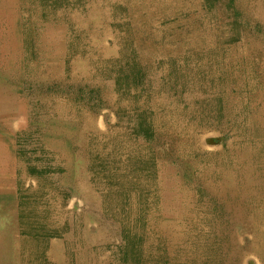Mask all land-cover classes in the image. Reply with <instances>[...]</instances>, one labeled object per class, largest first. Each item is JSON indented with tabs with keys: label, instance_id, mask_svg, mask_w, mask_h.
I'll return each instance as SVG.
<instances>
[{
	"label": "rangeland",
	"instance_id": "obj_1",
	"mask_svg": "<svg viewBox=\"0 0 264 264\" xmlns=\"http://www.w3.org/2000/svg\"><path fill=\"white\" fill-rule=\"evenodd\" d=\"M1 7L5 58L18 56L0 65V84L12 88L22 113L0 121V133L14 163L9 193L23 245L33 240L38 264L48 262L47 239L70 264H231L236 248L240 264H261L249 227L264 233L253 194L264 173V0ZM239 165L244 202L256 208L248 227L223 219ZM214 222H224L220 234Z\"/></svg>",
	"mask_w": 264,
	"mask_h": 264
},
{
	"label": "bare ground",
	"instance_id": "obj_2",
	"mask_svg": "<svg viewBox=\"0 0 264 264\" xmlns=\"http://www.w3.org/2000/svg\"><path fill=\"white\" fill-rule=\"evenodd\" d=\"M2 0H0V65L2 66H9L12 62L17 61L18 54H10L8 58H5V55H8V51L6 50L5 43L9 38V33L7 29V22L1 18L2 13ZM39 29V28H38ZM40 36V35H39ZM40 43V42H39ZM40 61V60H39ZM33 67V66H32ZM36 68V67H35ZM34 68V72L36 69ZM51 70V67L47 68ZM39 70V69H38ZM33 72V71H32ZM33 72V73H34ZM37 72V71H36ZM46 72V70H45ZM32 74V73H31ZM35 96V95H33ZM42 96V94H41ZM16 98L15 92L12 91V88L9 86H5L0 84V121L6 124H10L11 117L14 115L13 113L20 112L22 113V110L20 107H16ZM50 98V97H49ZM33 99V98H32ZM39 99V98H38ZM30 100V99H29ZM41 101V100H40ZM43 103V102H42ZM29 104V103H28ZM52 104V103H51ZM52 106V105H51ZM17 108V109H16ZM50 109V108H49ZM52 109V108H51ZM47 111V110H46ZM46 114V113H42ZM47 117V116H46ZM47 119V118H45ZM45 128V127H44ZM37 129V128H36ZM30 132V131H29ZM35 132V131H34ZM33 137V136H32ZM31 137V138H32ZM39 138V137H38ZM36 140V139H35ZM34 141V140H32ZM34 143V142H33ZM45 147V146H44ZM253 147V146H252ZM239 148V147H238ZM258 148V147H257ZM264 148V147H263ZM230 149V148H229ZM244 149V148H243ZM250 148H247V150ZM246 150V149H245ZM249 151V150H248ZM240 152V151H239ZM242 152V151H241ZM252 152V151H251ZM262 152V151H261ZM47 153V152H46ZM240 154V153H239ZM254 154V153H253ZM53 155V154H52ZM252 155V154H251ZM229 156V155H228ZM227 156V157H228ZM246 156V155H245ZM257 156V155H256ZM263 156V155H262ZM261 156V157H262ZM49 157V156H48ZM253 157V156H252ZM229 158V157H228ZM242 158V157H241ZM237 159V158H236ZM255 159V158H254ZM234 160V159H233ZM249 160V159H248ZM237 161V160H236ZM19 162V161H18ZM231 162V161H230ZM241 162V161H240ZM255 162V161H254ZM237 163V162H236ZM243 163V162H242ZM260 163V162H259ZM24 164V163H23ZM53 164V163H52ZM216 164V163H215ZM218 164V163H217ZM222 164V163H221ZM226 164V162H225ZM230 164V163H229ZM232 164V163H231ZM234 164V163H233ZM256 164V163H255ZM212 165V164H211ZM257 165V164H256ZM213 166V165H212ZM215 166V165H214ZM236 166V165H235ZM18 167V166H17ZM217 167V166H216ZM233 167V166H232ZM250 167V166H249ZM262 167V166H261ZM207 168V167H206ZM219 168V167H218ZM238 169V175L239 180L238 183L232 184L237 189L234 190L232 187L231 193L228 198L224 199L225 203L222 206V209L225 210L226 215H224L223 219L224 222L227 223V221L232 224L235 220H238L240 222L244 221L246 227H248V212L252 213L253 216L255 215V210L258 206H261L260 208H257L256 210H262L264 213V173L262 175H258L257 178L253 180L254 187L253 188V194L256 199V208L249 207L244 202V193L246 191V188L248 187V180L245 176L244 170L242 166L236 167ZM257 168V167H256ZM255 168V169H256ZM204 169V168H203ZM232 169V168H231ZM249 169V168H248ZM253 169V168H252ZM260 169V168H259ZM208 170V169H207ZM13 171H14V163L11 155L10 150V144L8 141L5 140L3 135L0 133V264H38V261L35 260V253L36 251V245L34 244L33 240L30 239V242L26 245H23V243L26 240H22V236L19 229V215L20 210L18 211L16 209L17 203L13 199L12 194L9 193V190L12 187L13 182ZM209 171V170H208ZM223 171V169L221 170ZM248 171V170H247ZM246 171V172H247ZM252 171V170H251ZM210 172V171H209ZM23 173V172H22ZM215 173V172H214ZM221 173V172H220ZM251 172L249 171V174ZM258 173V172H256ZM262 173V172H261ZM231 174V173H230ZM208 175V174H207ZM224 172V176H225ZM234 175V174H233ZM237 175V176H238ZM22 176V175H21ZM27 176V175H25ZM211 176V175H210ZM228 176V175H227ZM235 176V175H234ZM236 176V177H237ZM255 176V175H254ZM31 177V176H30ZM33 177V176H32ZM209 177V175H208ZM221 177V176H220ZM28 178V177H27ZM223 178V177H222ZM232 178V177H231ZM207 179V178H206ZM211 179V178H210ZM235 180V179H234ZM32 181V180H31ZM207 181V180H206ZM224 181L222 182V184ZM36 183L34 184V186ZM84 186V185H82ZM213 186V185H212ZM219 186V183H218ZM225 186V185H224ZM252 186V185H251ZM210 189V188H209ZM229 189V188H228ZM251 189V188H250ZM212 190V188H211ZM221 190V186L219 187V191ZM223 190V188H222ZM206 191V190H205ZM209 191V190H208ZM217 191V197L218 199L223 197L220 195V192ZM211 192V191H210ZM224 192V191H223ZM249 191H247L248 194ZM205 193V192H204ZM49 194V193H48ZM96 194V193H95ZM204 195V194H203ZM215 195V196H216ZM253 196V195H252ZM204 198V197H203ZM202 198V199H203ZM50 199V198H49ZM48 199V200H49ZM212 199V198H211ZM47 200V201H48ZM210 201V200H209ZM255 201V200H254ZM176 202H179L176 201ZM183 202V201H182ZM252 202V201H251ZM178 204V203H177ZM214 204V203H212ZM221 204V203H220ZM253 204V203H252ZM90 205V204H89ZM199 205V204H198ZM202 205V204H201ZM216 205V204H215ZM177 206V205H176ZM181 210H185L182 205ZM217 206V205H216ZM203 207V206H202ZM193 208V207H192ZM186 209H189L188 207ZM92 210V209H91ZM53 210H48V218L49 222H53ZM99 211V210H98ZM42 212V211H41ZM195 216V215H194ZM199 217V216H198ZM201 217V216H200ZM197 218V217H196ZM45 219V218H44ZM187 219V218H186ZM188 220V219H187ZM197 220V219H196ZM199 220V219H198ZM212 220V219H211ZM216 220V219H215ZM98 221V220H97ZM217 221V220H216ZM156 222V221H155ZM182 222V221H181ZM199 222V221H198ZM224 222H214L213 229L217 233H221L222 226ZM158 223V222H157ZM191 223V222H190ZM195 223V222H194ZM202 223V222H201ZM243 223V222H242ZM188 224V223H187ZM53 225V224H52ZM106 225V224H104ZM155 225V224H154ZM176 225V224H175ZM180 225V224H179ZM194 225V224H193ZM150 226V225H149ZM210 226V225H209ZM231 226V225H229ZM200 227V226H199ZM203 227V225H202ZM104 228V227H103ZM108 228V227H107ZM210 228V227H209ZM252 231V234L254 236V239L256 244H254L253 249L255 252L259 254L261 264H264V233L261 230V227L259 225H252L249 227ZM50 229V227H49ZM102 229V228H101ZM106 229V228H104ZM111 229V228H110ZM113 229V228H112ZM224 229V228H223ZM70 230V229H69ZM154 230V229H152ZM180 230V229H179ZM202 230V229H201ZM210 230V229H209ZM97 231V230H96ZM107 231V230H106ZM111 231V230H110ZM184 231V230H183ZM195 231V229H194ZM197 231V230H196ZM200 231V230H199ZM211 231V230H210ZM181 232V231H180ZM186 232V231H185ZM52 233V235H51ZM98 233V231H97ZM102 233V232H101ZM110 233V232H109ZM208 233V232H207ZM224 233V232H223ZM251 233V232H250ZM105 234V233H104ZM103 234V235H104ZM227 234L229 238L231 239L232 244V250L235 248L234 246V240H233V231L231 232V228L227 230ZM251 234V235H252ZM94 235V234H93ZM114 235V234H113ZM151 235V234H150ZM185 235V233H184ZM187 235V234H186ZM206 235V234H205ZM216 235V234H215ZM49 237L53 236V228L51 227L49 231ZM62 236V235H61ZM98 236V235H97ZM166 236V235H165ZM221 236V235H220ZM167 237V236H166ZM192 237V236H191ZM212 237V236H211ZM216 237V236H215ZM66 238V237H65ZM82 238V237H81ZM98 238V237H97ZM74 239V238H73ZM103 239V237H102ZM169 239V238H168ZM207 239V238H206ZM212 239V238H211ZM223 239V238H222ZM228 239V238H225ZM188 240V239H187ZM194 240V239H193ZM61 241V240H60ZM74 241V240H73ZM80 241V239H79ZM102 241V240H101ZM104 241V239H103ZM109 240L107 239V242ZM62 242V241H61ZM60 242V243H61ZM69 242V241H68ZM78 242V241H76ZM98 242V241H97ZM167 242V241H166ZM169 242V241H168ZM184 242V241H183ZM101 243V242H100ZM176 243V242H175ZM201 243V242H200ZM206 243V242H205ZM215 243V242H214ZM228 243V242H227ZM220 244V243H219ZM230 244V243H229ZM43 245V251L42 255L43 257L48 261L46 264H53V259H55V264H70L67 261L63 260L61 249L59 247V243L54 242L52 239H47L45 242L42 243ZM70 245V244H69ZM72 245V244H71ZM80 245V244H79ZM89 245V244H88ZM169 245V244H168ZM172 245V244H171ZM226 245V243H225ZM102 246V245H101ZM231 246V245H230ZM76 247V246H75ZM243 247V246H242ZM91 248V247H90ZM96 248V247H95ZM192 248V247H191ZM226 248V247H225ZM72 249V248H71ZM171 249V248H170ZM229 249V248H228ZM63 250V249H62ZM81 250V249H80ZM185 250V249H184ZM77 251V250H76ZM98 251V250H97ZM182 251V250H181ZM188 251V250H187ZM202 251V250H201ZM223 251V250H222ZM81 252V251H80ZM89 252V251H88ZM93 252V251H92ZM241 249H235V255L231 254L233 257V260L230 261L231 264H240L239 258L236 259L235 257H239L241 253ZM87 253V252H86ZM168 253V252H167ZM176 253V252H175ZM178 253V252H177ZM197 253V251H196ZM204 253V252H203ZM219 253V252H218ZM64 254V253H63ZM82 254V252H81ZM101 254V252H100ZM99 254V255H100ZM179 254V253H178ZM184 254V253H183ZM191 254V253H190ZM75 255V254H74ZM78 255V254H77ZM96 255V254H95ZM214 255V253H213ZM229 255V254H228ZM250 255V254H249ZM64 256V255H63ZM83 256V255H82ZM86 256V255H85ZM92 256V255H91ZM106 256V255H105ZM175 256V255H174ZM180 256V254H179ZM183 256V255H182ZM193 256V255H192ZM208 256V255H207ZM215 256V255H214ZM221 256V255H220ZM248 257V255L246 254ZM186 257V256H184ZM216 257V256H215ZM87 258V257H86ZM97 258V257H96ZM95 257L90 259V261H85L79 257L75 260V264H107L106 262H103L101 260L96 259ZM103 258V257H101ZM172 258V257H171ZM179 258V257H178ZM222 258V257H221ZM235 258V259H234ZM243 258V257H242ZM246 258V257H245ZM181 259V258H179ZM198 259H200L198 257ZM211 259V258H210ZM192 260V259H191ZM214 260V258H213ZM226 260V259H225ZM106 261V260H104ZM111 261V260H110ZM183 261V260H181ZM187 261V260H186ZM222 261V260H221ZM243 261V260H242ZM179 262V261H178ZM197 262V261H196ZM210 262V261H209ZM216 262V261H215ZM220 262V261H219ZM256 262V261H255ZM170 263V262H169ZM193 263V262H192ZM201 263V262H199ZM198 263V264H199ZM244 263V262H243ZM259 263V262H258ZM222 264V263H218ZM225 264V263H223ZM245 264V263H244ZM256 264V263H255Z\"/></svg>",
	"mask_w": 264,
	"mask_h": 264
}]
</instances>
